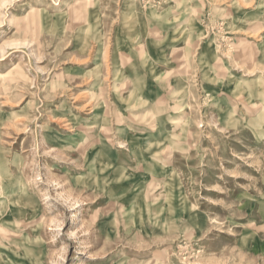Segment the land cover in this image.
<instances>
[{
    "label": "rangeland",
    "instance_id": "rangeland-1",
    "mask_svg": "<svg viewBox=\"0 0 264 264\" xmlns=\"http://www.w3.org/2000/svg\"><path fill=\"white\" fill-rule=\"evenodd\" d=\"M262 0H0V264H264Z\"/></svg>",
    "mask_w": 264,
    "mask_h": 264
},
{
    "label": "bare ground",
    "instance_id": "bare-ground-1",
    "mask_svg": "<svg viewBox=\"0 0 264 264\" xmlns=\"http://www.w3.org/2000/svg\"><path fill=\"white\" fill-rule=\"evenodd\" d=\"M2 191H3V189L1 188V189H0V209L2 208V205H3V202H2V200H1V199H3V198H2V194H3ZM0 212H1V211H0Z\"/></svg>",
    "mask_w": 264,
    "mask_h": 264
},
{
    "label": "crops",
    "instance_id": "crops-1",
    "mask_svg": "<svg viewBox=\"0 0 264 264\" xmlns=\"http://www.w3.org/2000/svg\"><path fill=\"white\" fill-rule=\"evenodd\" d=\"M260 4H264V0H262V1L260 2Z\"/></svg>",
    "mask_w": 264,
    "mask_h": 264
}]
</instances>
